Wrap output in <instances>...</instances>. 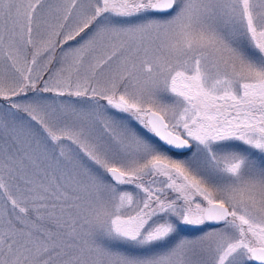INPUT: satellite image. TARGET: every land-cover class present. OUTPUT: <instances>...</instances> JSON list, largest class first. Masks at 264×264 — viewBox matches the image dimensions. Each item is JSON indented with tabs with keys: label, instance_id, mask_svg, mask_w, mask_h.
Returning a JSON list of instances; mask_svg holds the SVG:
<instances>
[{
	"label": "snow or ice",
	"instance_id": "6c2138e0",
	"mask_svg": "<svg viewBox=\"0 0 264 264\" xmlns=\"http://www.w3.org/2000/svg\"><path fill=\"white\" fill-rule=\"evenodd\" d=\"M0 264H264V0H0Z\"/></svg>",
	"mask_w": 264,
	"mask_h": 264
}]
</instances>
